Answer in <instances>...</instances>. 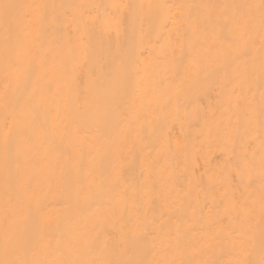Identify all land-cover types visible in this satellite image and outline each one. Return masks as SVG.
I'll use <instances>...</instances> for the list:
<instances>
[{
	"label": "bare ground",
	"instance_id": "6f19581e",
	"mask_svg": "<svg viewBox=\"0 0 264 264\" xmlns=\"http://www.w3.org/2000/svg\"><path fill=\"white\" fill-rule=\"evenodd\" d=\"M4 2L18 6L12 27L45 63L42 69L34 64L29 78L9 75L0 16V259L2 237L12 230L26 244L41 236L53 248L68 243L65 259L140 258L138 249L155 243L158 253L179 237L178 257L195 249L197 260L227 264L243 241L258 261L264 251L260 54L236 59L222 44L220 8L197 25L193 49L169 40L179 27L168 18L176 7L147 5L259 0ZM180 30L191 31V25ZM20 126L32 139L10 172L34 195L13 216L5 192V139L15 151ZM253 152L250 174H238L239 159ZM233 196L255 208L235 245L222 235L237 215ZM145 224L155 238L146 244L140 237Z\"/></svg>",
	"mask_w": 264,
	"mask_h": 264
},
{
	"label": "snow or ice",
	"instance_id": "6c2138e0",
	"mask_svg": "<svg viewBox=\"0 0 264 264\" xmlns=\"http://www.w3.org/2000/svg\"><path fill=\"white\" fill-rule=\"evenodd\" d=\"M17 7V5L0 0V16H2L6 23L4 44L7 55L5 63L9 75L19 79L21 75L29 78L34 64L39 65L42 69L45 58L38 56L36 51L29 46L27 39H22L12 27V12ZM140 7L143 8L144 5H140ZM147 7L168 10L176 7L178 11L170 13L168 18L171 19L174 25H178L179 27L176 28L175 39L173 40L170 36L169 40L171 43L180 44L181 47L187 43L193 49L197 46L196 41L193 39L197 25L202 19L207 20L210 18L211 10L220 8L223 23L220 26L221 31L217 35V38L222 41V44L230 53H235L236 59H240L241 57L254 58V52L258 51L260 54L261 70L264 72V0H259L258 4H185L176 6L149 4ZM183 9H187L188 13L185 14ZM257 11L259 12L258 22L256 17ZM186 23L191 25V31L181 32L180 28ZM257 36L259 37V48L256 47ZM261 103V127L264 129V91L261 92ZM11 111L15 118V107ZM248 122H252L251 116L248 117ZM31 139V136L27 134L22 126L17 127L16 130L15 151H13L10 139L7 137L5 139V166L9 170V174L5 178V192L9 204L12 206L13 216L15 215V209L23 204L24 199L28 198L30 200L34 195L30 184L22 187L18 186L10 172V165L13 159H15L17 168H19L21 150L23 146L31 143ZM255 164V152H253L251 159L245 154L236 164L237 173L243 175L245 172H248L250 174ZM259 166L261 170L260 213L261 224L264 226V131H262L260 140ZM237 204V215L233 218V223L222 229L224 238H231L234 245L236 238L245 235V224L250 221L255 212V208L252 205L247 202H237L233 196V206L236 207ZM29 210L31 211L30 205ZM34 211L37 219H39V214L42 211L39 202H37V207ZM13 222L15 221L13 220ZM220 234L218 233V235ZM140 237L145 241V244L149 238L153 241L155 240L148 231L147 224L144 225L143 230L140 232ZM2 245L4 258L0 259V264H217L214 260L195 259L194 257L198 254V250L195 249L189 254L188 258L178 257L177 254L183 249V242L179 237L171 240L166 245H162L158 253L153 251L156 248L155 243H153L152 248L144 247L137 250L140 258L130 259H65L63 258L65 252L69 251L68 243H65L62 248L61 242L57 241L55 248H53L51 243L46 242L45 238L41 236L35 245L26 244L19 241L16 233L12 230L4 233ZM24 247L28 248V252L18 255V252ZM87 249L89 252L96 250L92 245H88ZM52 254H55V258L49 259V255ZM157 255L159 258H157ZM149 256H152V258H148ZM249 256L250 253L245 249L243 241H241L239 253L234 258L228 260L227 264H264V251L261 252L258 261L250 259Z\"/></svg>",
	"mask_w": 264,
	"mask_h": 264
}]
</instances>
